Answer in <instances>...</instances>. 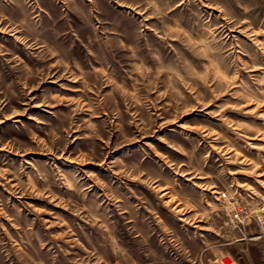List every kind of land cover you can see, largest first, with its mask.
<instances>
[{
	"label": "rangeland",
	"instance_id": "obj_1",
	"mask_svg": "<svg viewBox=\"0 0 264 264\" xmlns=\"http://www.w3.org/2000/svg\"><path fill=\"white\" fill-rule=\"evenodd\" d=\"M263 215L264 0H0V264H264Z\"/></svg>",
	"mask_w": 264,
	"mask_h": 264
},
{
	"label": "built area",
	"instance_id": "obj_2",
	"mask_svg": "<svg viewBox=\"0 0 264 264\" xmlns=\"http://www.w3.org/2000/svg\"><path fill=\"white\" fill-rule=\"evenodd\" d=\"M222 196L225 199L229 198L227 192H223ZM251 212H252V210L249 207H247V206L238 207V206H235V204H234V208H233V210L231 212V218H232V220H234L236 222L243 221V219L245 217H248L251 214ZM259 220H260V233H258V234H260V236H262V235H264V215L260 216Z\"/></svg>",
	"mask_w": 264,
	"mask_h": 264
}]
</instances>
